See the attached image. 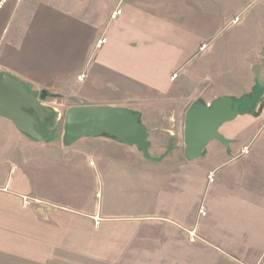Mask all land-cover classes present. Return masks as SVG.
<instances>
[{"label": "rangeland", "instance_id": "obj_1", "mask_svg": "<svg viewBox=\"0 0 264 264\" xmlns=\"http://www.w3.org/2000/svg\"><path fill=\"white\" fill-rule=\"evenodd\" d=\"M93 1L83 4L84 11L98 20L119 3ZM209 1L218 5L224 23L187 69L201 72L210 93L245 94L256 83L246 95L253 98L264 89V54L257 53L264 44V0ZM52 105L60 115L43 133L60 141L62 115L69 107ZM253 117L254 123L239 127V151L208 160L194 182L179 180L171 198L161 175L144 180L100 174L85 151L72 155L24 135L34 143L27 145L11 138L1 120L0 264H264V108ZM154 136L145 134V139L153 142ZM65 147L71 150L74 144ZM167 206L190 210L195 221L178 229L172 247L160 244L167 242L168 231L137 229L138 217L121 219ZM169 253L175 262L165 258Z\"/></svg>", "mask_w": 264, "mask_h": 264}, {"label": "crops", "instance_id": "obj_2", "mask_svg": "<svg viewBox=\"0 0 264 264\" xmlns=\"http://www.w3.org/2000/svg\"><path fill=\"white\" fill-rule=\"evenodd\" d=\"M93 3L0 0V72L21 78L29 91L45 93L51 104L123 106L140 114L144 135H155L153 142L146 138L150 144L148 159L138 146L123 145L105 136L81 139L71 150L65 149L61 139L51 143L72 155L85 151L93 158L97 172L106 176L117 173L146 180L161 175L162 181L168 182L165 196L171 198L179 180L194 182L211 163L208 160L239 151L240 125L257 120L241 114L220 128L230 141L228 145L212 141L198 161L179 157L185 152L188 110L198 100L210 104L225 97L210 93L212 86L204 82L201 72L187 69L212 43L224 17L219 18L218 5L214 2L210 6L209 0H119L112 12L98 20L84 11L83 4ZM257 53L264 54V44ZM254 78L258 80L256 74ZM249 85L245 94L237 91L226 97L250 95L256 83L250 89ZM0 121L11 138L34 144L9 120ZM153 194L164 196L156 191ZM50 203L64 211L70 209ZM191 214L186 208L167 206L154 211L146 208L121 219L138 217L141 226L137 229L168 231L167 242L160 244L172 247L178 229L192 227ZM169 254L165 258L175 262V256ZM162 258L158 260L164 261Z\"/></svg>", "mask_w": 264, "mask_h": 264}, {"label": "water", "instance_id": "obj_3", "mask_svg": "<svg viewBox=\"0 0 264 264\" xmlns=\"http://www.w3.org/2000/svg\"><path fill=\"white\" fill-rule=\"evenodd\" d=\"M21 78L0 72V118L15 125L26 137L41 142L47 139L38 128L57 120L59 110L45 93L29 91ZM241 102L233 97H220L213 103H194L186 115L184 151L186 159L197 160L205 155L207 146L215 140L228 145L220 128L239 115ZM63 144L72 146L84 138L108 137L127 146H138L146 159L149 143L140 133V122L133 111L120 106H71L62 115ZM58 127V126H57Z\"/></svg>", "mask_w": 264, "mask_h": 264}, {"label": "trees", "instance_id": "obj_4", "mask_svg": "<svg viewBox=\"0 0 264 264\" xmlns=\"http://www.w3.org/2000/svg\"><path fill=\"white\" fill-rule=\"evenodd\" d=\"M264 97V89L257 90L256 93L254 94V97L252 98L251 96H243L242 98L238 99L237 101L241 102L240 106V112L241 114H251L253 116H257L258 113L261 112V110L264 108L263 104V98ZM259 107V108H258ZM258 109V110H257ZM136 118L140 122V133L143 138H145L144 132H143V125L141 122V119L139 118L140 115L138 113H135ZM47 141L46 142H54L57 138L54 136H47L46 133L43 134Z\"/></svg>", "mask_w": 264, "mask_h": 264}, {"label": "flooded vegetation", "instance_id": "obj_5", "mask_svg": "<svg viewBox=\"0 0 264 264\" xmlns=\"http://www.w3.org/2000/svg\"><path fill=\"white\" fill-rule=\"evenodd\" d=\"M55 120H56V119H55ZM55 120H51L50 123L53 122V121H55ZM50 123H48V124H40V125L38 126V128L43 132L44 127H48Z\"/></svg>", "mask_w": 264, "mask_h": 264}, {"label": "built area", "instance_id": "obj_6", "mask_svg": "<svg viewBox=\"0 0 264 264\" xmlns=\"http://www.w3.org/2000/svg\"><path fill=\"white\" fill-rule=\"evenodd\" d=\"M100 45V44H99Z\"/></svg>", "mask_w": 264, "mask_h": 264}]
</instances>
